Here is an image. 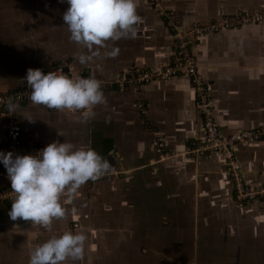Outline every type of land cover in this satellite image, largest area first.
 I'll use <instances>...</instances> for the list:
<instances>
[{"label": "crops", "instance_id": "0c3cea01", "mask_svg": "<svg viewBox=\"0 0 264 264\" xmlns=\"http://www.w3.org/2000/svg\"><path fill=\"white\" fill-rule=\"evenodd\" d=\"M51 2L53 7L56 6V11L65 12L62 3H67L66 0ZM8 3L9 0H0V19L3 11L9 13ZM19 4L23 5L24 2ZM136 4L137 14L141 17V22L136 25V36L109 40L105 47L94 46L93 51L98 48L97 55H92L86 48L71 41L67 37L69 31L66 25L59 20L53 21L54 30L50 26L48 33L45 32L47 34H42L41 28H38L28 35L24 31L25 21L20 20L19 13L17 21H14V26L16 23L18 28L16 32L8 30L9 23L7 28L6 22H1L0 25L5 24V30L0 29V93L21 87L28 68H41L56 62H67L75 71L84 70L85 77L91 75L101 82H108L132 70L169 62L172 57V24L183 29L194 23L219 20L241 10L264 12V0H158L154 6L146 0H136ZM59 25L65 27L64 31ZM42 35L49 36L54 48H51V44L49 48L42 44ZM64 43H70L72 50H67L62 45ZM112 47L119 49L115 57L106 54ZM194 50L198 55L199 73L209 86L213 115L222 132L231 134L243 129L264 130V21L199 39L194 44ZM81 52L92 55L91 60L83 65L76 58ZM68 53L74 55L70 57ZM104 90L106 103L92 106L89 110L94 115L87 120L77 110L47 108L33 104L31 100L11 110H0V151L6 152L4 125L6 116L11 115L22 123L23 138L31 150L42 149L56 140L71 142L77 147L91 146L107 157L113 164V170L121 173L112 181L80 186L79 189L98 187L97 191L105 183L113 182L115 185L120 180L128 186L131 183L141 191L136 195L139 205L134 211H147V206L152 205L155 199L166 211L172 205V201L168 200L172 197L171 193L180 196L179 200L184 202L183 199L190 198L192 193L189 185L195 184L192 189H195L196 198L191 206L196 217L194 224L199 227L201 222L204 224L206 219L209 220L204 218L206 214L216 212L217 218L215 216L214 220H217L218 225L215 224L214 228L221 230L224 226L228 230V234L217 233L221 234V238L225 236L223 245L226 253L230 251L235 254L230 260L235 261V264L251 260L255 264L263 262L264 201L240 202L235 199L221 156L215 153L203 157L184 154L188 149L197 148L203 138L192 83L187 79L176 78L149 84L141 94L132 88L123 90L110 87ZM139 101L144 102L145 113L135 106ZM31 107H37L38 110ZM46 111L53 115L56 127L51 130L41 126V130H31L30 124L36 123L38 114ZM64 114L72 122L69 125L72 131L65 133L60 131L63 127L60 117ZM151 130L165 134L170 149L178 154L175 164L160 161L154 153L150 143ZM70 136H73L71 140ZM237 159L247 182L264 183V136L258 142L241 144ZM10 186L6 169L0 164V191ZM63 199L62 205L68 212L67 206L71 205V201L67 194L61 196L60 200ZM158 204L152 208L160 209ZM10 208L8 204L0 207V264H29L30 251L43 239L40 231L33 227L37 224L20 218L11 220L8 215ZM74 208L72 206L70 212V228L72 232H78L79 227L83 228L84 225L82 221L80 224L81 215ZM245 214H252L249 215L251 218ZM75 223H79L76 229ZM30 229L34 232L30 233ZM26 232L33 234L36 242L28 238ZM197 235L199 237L201 231ZM213 238L214 244H217L218 235H213Z\"/></svg>", "mask_w": 264, "mask_h": 264}, {"label": "clouds", "instance_id": "9594fccd", "mask_svg": "<svg viewBox=\"0 0 264 264\" xmlns=\"http://www.w3.org/2000/svg\"><path fill=\"white\" fill-rule=\"evenodd\" d=\"M63 13L69 39L86 48L92 55L106 42L121 38H134L136 25L141 22L137 14L136 0H66ZM112 47L106 54L118 55ZM92 55L81 52L76 58L80 64L91 60ZM31 89L28 98L33 104L57 110H83L85 120L94 115L89 109L106 103L102 82L89 75L70 77L62 71L42 72L28 68L24 77ZM9 110L13 105L9 104ZM31 120V119H28ZM111 155V153L109 154ZM0 164L6 169L13 198L8 211L13 221L30 220L44 228L53 219L62 218L65 210L60 202L67 194L71 199L81 185L88 180L113 171V164L91 146L77 147L71 142L52 141L35 154L13 155L0 151ZM86 235L83 231H64L37 244L29 253V264H64L77 261L84 253Z\"/></svg>", "mask_w": 264, "mask_h": 264}, {"label": "rangeland", "instance_id": "374dc122", "mask_svg": "<svg viewBox=\"0 0 264 264\" xmlns=\"http://www.w3.org/2000/svg\"><path fill=\"white\" fill-rule=\"evenodd\" d=\"M8 4L7 9L9 13L2 12L3 17L0 19V23L6 22L7 28L9 23L8 30L10 32H16L18 29L16 23L14 26L18 13L20 20L25 21L26 26L24 31L26 35L38 28H41L42 34H47L50 26L54 30L53 21L59 20L60 23H64V12L56 11V6L53 7L51 0H9ZM62 4L64 5V11H66L68 4ZM6 7L7 4L4 2V8ZM16 8L18 10L12 12ZM33 20L35 21L33 22ZM4 25L2 26L1 24L0 29L3 28L5 30ZM64 26H60V29L63 31L67 27ZM68 36H70L69 32ZM49 39V36H43L42 44L47 45L48 48L51 44V48H54ZM62 45L67 50H72L70 43ZM68 55L71 57L74 54L68 53ZM109 89L110 87L105 88L104 91ZM31 109L38 110L37 107H31ZM82 111L79 110L78 113ZM65 116L67 115L64 114V116L60 117L63 121L61 123L63 127L60 131H64V133L72 131L69 129V125L72 122H69L68 117ZM37 118V122H32L29 127L33 131H38L41 126L46 129L49 127L52 130L57 125L54 123L55 119L53 121V115L47 113V111L46 113H39ZM64 137L68 138L66 135ZM72 137L70 136V140ZM114 179L113 177L107 181ZM129 184L130 186L125 181L120 180L115 185H113V182L105 183L103 187H101L102 185L99 186L100 189L97 191V186L95 189H78L70 199L71 205L67 206L68 212H65L64 217L53 219L47 229L39 224L33 227H35V230L40 231L41 240L43 239V241L64 231H71L70 220L72 217H70V212L72 206L75 207L74 209L81 215L79 222L81 224L82 221L84 225L83 228L80 226L79 230L83 231L86 235L84 253L79 260H67L64 264H235V261L232 262L230 260L235 257V254L230 253V251L226 253L225 246L223 245L225 244L223 241V237L225 236L221 238V234H219H228L227 228L224 226L221 230L218 227L214 228L215 224L218 225L217 220H214L216 212L211 211L209 214H206L204 218H209V220L206 219L204 224L201 222L199 227L194 224L196 217L191 206L194 203L193 199L196 198L194 197L196 195L195 189H192V186H195V184L189 185V191L192 193L190 198L183 199L184 202L179 200L180 196L177 197L171 193L170 196L172 197L168 198V200L172 201V205L168 209L166 208L167 212L164 206L156 203L157 199L152 202V205L147 206V211H134L136 206L139 205V202L136 200H139V198L136 195L140 194L141 191L138 187L136 188L131 183ZM174 184L176 185V183ZM60 202L63 204L64 199L60 200ZM143 204H141L142 208ZM156 204L159 207L161 206L160 209L154 210L152 208ZM62 207L66 210L65 205H62ZM166 215L168 218H166ZM245 215L249 216L252 214ZM36 227H39V229ZM198 231H201L199 237L197 235ZM236 231L238 233V230ZM32 232L34 231L32 230L30 233ZM231 232L232 228H230ZM216 234L219 239L217 240V244H214L215 238H213V235ZM26 236L33 240V234L30 235L26 232ZM216 247L219 251H216L217 249L214 250ZM216 252H219V254ZM227 254L228 257H226ZM222 257H225V259ZM221 258L222 260L219 261ZM241 264H255V262L251 260ZM259 264H264V260L263 262H259Z\"/></svg>", "mask_w": 264, "mask_h": 264}, {"label": "built area", "instance_id": "2783aa9c", "mask_svg": "<svg viewBox=\"0 0 264 264\" xmlns=\"http://www.w3.org/2000/svg\"><path fill=\"white\" fill-rule=\"evenodd\" d=\"M148 4L157 5L158 0H146ZM264 21V12L241 10L236 14L226 16L219 20L208 23H194L186 28L172 27V57L169 62L139 68L132 72L117 75L108 82H102V90L106 87H118L119 89L132 88L138 94L143 92L145 86L153 83L169 81L176 78L189 80L196 92L197 112L201 117V130L203 138L201 144L194 149H188L184 154L187 156H206L215 153L221 156L226 165V172L229 178V185L232 188L233 196L240 202L264 201V183L250 184L247 182L242 167L237 159L239 146L245 143H255L262 140L263 129H243L231 134H224L213 115V107L210 102L209 86L199 73L198 55L194 50V44L199 39L219 34L231 29L244 27L246 25L258 24ZM42 72L62 71L65 75L75 77L77 75L85 77V71H75L67 62L50 63L39 68ZM31 89L24 80L21 87L16 90L0 93V110L9 109V104L13 107L30 101L28 98ZM145 113V104L139 101L135 105ZM12 107V108H13ZM74 111V110H71ZM5 130L7 137L6 152L11 151L13 155L35 154L38 149H29L23 138V125L17 118L7 115L5 120ZM151 147L160 161L175 164L178 154L170 149L165 134L159 130H151ZM121 172L113 170L109 174L103 175L96 180H88L81 186L93 185L115 176ZM13 193L11 186L0 191V207L11 205ZM79 224L75 223L74 228Z\"/></svg>", "mask_w": 264, "mask_h": 264}]
</instances>
